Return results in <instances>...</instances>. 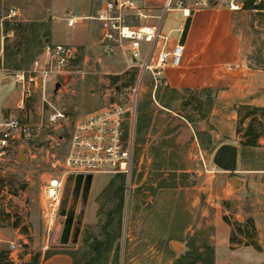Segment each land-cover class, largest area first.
<instances>
[{"label": "rangeland", "instance_id": "374dc122", "mask_svg": "<svg viewBox=\"0 0 264 264\" xmlns=\"http://www.w3.org/2000/svg\"><path fill=\"white\" fill-rule=\"evenodd\" d=\"M228 1L221 0L225 5ZM4 3L6 15L0 18V27L6 29L8 21L11 25L0 37V117H24L37 134L34 143L21 144L25 160L18 159L21 147L0 158V234L20 237L16 243L24 249L28 262L19 264H28L37 255L41 261L64 247V211L75 212L70 244L66 247L74 251L77 264H174L189 251H204L207 246L214 247L216 264H264V113L260 111L264 108V7L241 10L234 23L246 70L229 73L234 77L243 74V80L230 79L226 87L196 96L186 93L191 104L185 116L193 117L197 128L210 129L211 140L218 135L217 143L233 141L239 145L238 170L250 172L220 169L214 163L218 147L213 143L204 146L200 142L198 146L196 142L193 147L192 134L181 130L179 118L154 101L152 78L146 76L139 107L148 115L145 123L150 124L143 132L136 128V169L129 204L142 216L133 219L131 209L126 213L124 176L100 174L95 176L87 197L84 191L76 192L74 180H67L59 219L50 230L43 218L46 186L59 172L52 162L66 154L71 125H50L49 116L62 110L77 121L102 109L112 101V88L134 84L140 68H129L122 51L113 55L104 52L100 24L95 20L100 0ZM13 8L18 9V15L8 18ZM69 15L82 19L69 27ZM176 35L181 36L182 32ZM48 44L71 45L77 49L78 58L68 74L50 78L44 88L32 87L31 95L23 97V88L13 74L30 69ZM58 83L61 86L56 90ZM200 101L202 108L196 109ZM163 127L174 131L170 141L173 147H179L174 158L163 159L157 152ZM249 129L259 137L249 140ZM178 157L186 159L180 161ZM233 176L244 180L242 189L232 182ZM160 186L168 189L161 195L166 206L173 208L177 198L178 225H173L171 231L163 227V237H141L149 233L143 231V217L148 211L152 213ZM170 234L172 237H168ZM108 241L99 251L98 242Z\"/></svg>", "mask_w": 264, "mask_h": 264}, {"label": "built area", "instance_id": "2783aa9c", "mask_svg": "<svg viewBox=\"0 0 264 264\" xmlns=\"http://www.w3.org/2000/svg\"><path fill=\"white\" fill-rule=\"evenodd\" d=\"M247 1L229 0L227 4L232 10L241 11L246 9ZM146 2L100 0L95 17L100 24L104 52L113 55L122 51L129 68H140V75L134 84L115 85L109 104L77 121L62 110H56L49 116L50 125H71L66 154L52 162L53 168L59 172L50 178L46 186L43 218L50 230L59 219L62 191L71 176L123 175L126 181L125 207L129 208L136 169V125L144 79L150 76L156 90L166 70L170 66L181 65L184 55L181 38L175 41L171 34L164 31L166 17L170 12L179 10L188 18L196 10L213 5V0H166L161 9H154ZM253 7H264V0H253ZM18 12L17 8H13L7 17L13 18ZM80 19L82 17L69 15L67 25L74 27ZM78 55L77 49L71 45H46L43 55L35 59L30 69L13 74L23 88V97L31 95L32 87L44 88L50 78L68 74ZM36 138V128L24 117L11 116L1 121L0 158L18 151L23 143H34ZM33 149L39 150L34 146ZM52 157H55L54 154Z\"/></svg>", "mask_w": 264, "mask_h": 264}, {"label": "crops", "instance_id": "0c3cea01", "mask_svg": "<svg viewBox=\"0 0 264 264\" xmlns=\"http://www.w3.org/2000/svg\"><path fill=\"white\" fill-rule=\"evenodd\" d=\"M165 1L166 0H147L146 4L154 9H161ZM4 12L5 3L4 0H0V18L6 15ZM241 13L242 11L232 10L228 4L225 5L221 0H213V5L211 7L196 10L192 16L191 26L184 44V55L181 65L170 66L166 70L161 84L153 92L154 101L163 110L179 118L181 130L185 129L192 134L190 140L193 147L196 142L198 146H200V142H202L204 146L205 144L211 145V143H213L217 145L218 148L224 143H235L233 141L217 143L216 138H219L218 135L213 136L211 140L210 136L212 131L206 127H202L201 129L197 128L195 122H190L186 118L185 111L191 104L190 101L187 102L188 94L189 96L197 95L206 90L226 87V83L229 82L230 79L235 82L243 80V74L234 77L229 73L230 71L238 72L239 70H246L241 38L234 30V23ZM186 20L187 17L182 11H172L166 17L164 31L171 34L176 41V39L182 36H177L176 33L183 32ZM5 32L8 31L0 27V37L3 34L5 35ZM172 91H177V94L173 95L171 99ZM159 93H162V95H160L161 97L164 93L169 94V98L167 99L171 101L170 106H165L166 104L164 101L161 98H157V94ZM223 93L225 92L223 91ZM159 100H161V103ZM144 113L146 114L145 111ZM149 114H152V111ZM3 120L4 119L0 117V122ZM149 124L147 126L145 123L140 132L148 129ZM165 128L166 127H163L161 134L158 135L157 152L159 153V157L163 159L164 157L165 159L167 157L174 158V156H178V153L175 152H177L176 149L179 147H173L174 145L170 141L175 136L174 131L172 132V130ZM193 156L194 155L191 154V158ZM178 159L180 161H185L186 158L178 157ZM175 168L179 169L178 166H175ZM180 169L186 171L184 168ZM237 172L250 171L238 170ZM94 180L95 176L93 177L92 185ZM239 185L240 190L244 186L243 179H241ZM100 189L99 191H103L105 187ZM158 190L159 196L155 198L157 201L152 209V213L148 211L143 217V221H146L143 231L149 233L147 235L143 233L141 237H163V227H169L171 231L173 225H178L177 198L173 201V208L171 205L166 206L161 195L166 194L168 189L160 186ZM174 190H177V188H174ZM130 209V207L127 208V215L130 213ZM140 216H142L140 211L133 206L131 209V217L134 219L135 217L140 218ZM159 220L161 222H159ZM168 237H172L171 234ZM19 238L20 237H7L4 234H0V251H8L9 255L7 260L12 261L14 264H19V262L22 263L23 261L25 263L28 262V256L25 254L24 249H21V245L16 243V240ZM69 244H62L64 247L59 248L57 252L51 254L49 257L42 258L40 264H77L74 251L66 247ZM12 245H16V247L13 248Z\"/></svg>", "mask_w": 264, "mask_h": 264}, {"label": "water", "instance_id": "95a60500", "mask_svg": "<svg viewBox=\"0 0 264 264\" xmlns=\"http://www.w3.org/2000/svg\"><path fill=\"white\" fill-rule=\"evenodd\" d=\"M192 16H189L186 20L184 30L182 32V36L180 39L181 44H185L191 22H192ZM61 84L58 83L56 85V90L60 88ZM239 158H240V146L235 143H224L222 144L214 155V163L222 170L227 172H237L239 167ZM20 161H23L26 159V154L24 149L21 147L20 149V155L18 157ZM93 175H88L85 177L84 175L80 174L76 177L71 176V180L75 181V190L78 194H80L82 191H84V195L87 197L93 181ZM232 182L235 185H239V178L237 176L232 177ZM62 215L66 218L65 220V227L62 233L61 237V244H69L70 243V237L72 234V228L75 221V212L74 211H64ZM176 247V245L174 246Z\"/></svg>", "mask_w": 264, "mask_h": 264}, {"label": "trees", "instance_id": "16d2710c", "mask_svg": "<svg viewBox=\"0 0 264 264\" xmlns=\"http://www.w3.org/2000/svg\"><path fill=\"white\" fill-rule=\"evenodd\" d=\"M253 8V0H249L246 3V9H250ZM10 22H6L5 24V31H9L10 30ZM160 90V88H159ZM211 90H206V92H210ZM160 94V93H159ZM159 94H157V98H161L164 103L166 104L165 106H170V100H168L167 98H169V94L168 93H164L163 96L161 97ZM177 94V91H172L171 93V99L173 98V95ZM196 96V95H194ZM202 102L200 101L199 104H197L196 109H200L202 108ZM210 104V101H209ZM261 112L264 113V108L260 109ZM148 115L144 113V109L142 107H139V116H138V126H137V130L141 131L144 127V119L145 117H147ZM186 118L190 121V122H194L195 120L193 119V117L191 116H186ZM202 118H205V116H203ZM148 126V124H146ZM248 137L250 138L249 140H251V138H253L254 140L257 139L259 137V134L257 132H254V130L249 129V134ZM249 144V143H248ZM122 206L123 203L121 202L118 205V209L121 211L122 210ZM99 246H98V250L100 251L101 248L105 245V244H109L110 242L108 241L107 243L105 242H98ZM109 245H107L108 247ZM8 255L9 252L6 250H2L0 251V264H10L8 259ZM51 254H48L47 257H49ZM216 252L214 247L212 246H207L204 248V251H201L199 249L196 250H192L189 251L188 253H186L185 255H183L182 257H180L179 259L176 260V262L174 264H216L215 261V256ZM28 264H40V255H37L35 257H33V259H31V261Z\"/></svg>", "mask_w": 264, "mask_h": 264}]
</instances>
